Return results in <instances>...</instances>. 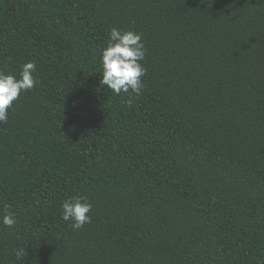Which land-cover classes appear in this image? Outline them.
<instances>
[{
  "label": "trees",
  "instance_id": "obj_1",
  "mask_svg": "<svg viewBox=\"0 0 264 264\" xmlns=\"http://www.w3.org/2000/svg\"><path fill=\"white\" fill-rule=\"evenodd\" d=\"M113 27L142 33L139 97L100 85ZM28 61L0 124V264H264V0H0V70Z\"/></svg>",
  "mask_w": 264,
  "mask_h": 264
},
{
  "label": "clouds",
  "instance_id": "obj_2",
  "mask_svg": "<svg viewBox=\"0 0 264 264\" xmlns=\"http://www.w3.org/2000/svg\"><path fill=\"white\" fill-rule=\"evenodd\" d=\"M109 35L107 47L102 51L100 85L107 86V90L117 96L121 93H135L139 97L144 87L142 77L146 73V68L141 63L146 56L142 33L113 27ZM35 71L34 61L22 65L19 77L0 70V124L8 121L9 108L21 93L31 90L38 83ZM10 207H5L0 219V223L7 228L14 227L17 222L15 214L7 210ZM91 209L92 204L87 197L68 198L61 204L62 219L71 221L70 226L74 231L79 230L91 223ZM22 255L23 250H16L18 258Z\"/></svg>",
  "mask_w": 264,
  "mask_h": 264
}]
</instances>
